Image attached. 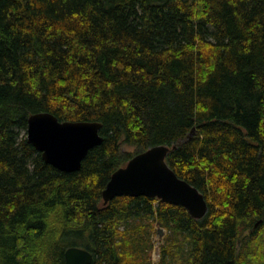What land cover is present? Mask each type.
Listing matches in <instances>:
<instances>
[{
  "label": "trees",
  "instance_id": "trees-1",
  "mask_svg": "<svg viewBox=\"0 0 264 264\" xmlns=\"http://www.w3.org/2000/svg\"><path fill=\"white\" fill-rule=\"evenodd\" d=\"M100 122L78 171L46 164L27 120ZM207 213L102 191L134 154ZM124 147L135 148L126 152ZM258 224V225H257ZM257 225V226H256ZM264 264V0H0V264Z\"/></svg>",
  "mask_w": 264,
  "mask_h": 264
},
{
  "label": "water",
  "instance_id": "water-1",
  "mask_svg": "<svg viewBox=\"0 0 264 264\" xmlns=\"http://www.w3.org/2000/svg\"><path fill=\"white\" fill-rule=\"evenodd\" d=\"M101 128L100 122H60L52 114L40 112L29 116L26 134L28 143L41 153L46 164L72 173L80 169L88 152L102 143ZM175 148L156 145L132 156L111 175L102 191L103 204L114 197L142 196L181 206L192 218L202 219L208 210L203 194L178 178L166 163ZM158 234L163 235L162 228ZM92 259L83 248L70 247L64 252L65 264H91Z\"/></svg>",
  "mask_w": 264,
  "mask_h": 264
},
{
  "label": "rangeland",
  "instance_id": "rangeland-1",
  "mask_svg": "<svg viewBox=\"0 0 264 264\" xmlns=\"http://www.w3.org/2000/svg\"><path fill=\"white\" fill-rule=\"evenodd\" d=\"M123 150L126 151V152H134L135 148H133V147H127V148L124 147ZM158 229L159 228L156 229L155 235L154 234L152 235V239H153L154 243H153V249H152L151 254H150V260H151V262L153 264H156L159 261L160 247L163 244V238H164V235H165V231L163 229V235L160 237L159 234H158Z\"/></svg>",
  "mask_w": 264,
  "mask_h": 264
}]
</instances>
